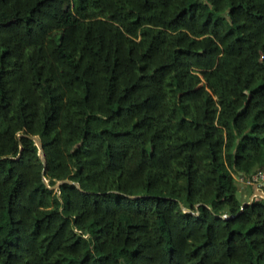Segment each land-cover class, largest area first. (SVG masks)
Returning a JSON list of instances; mask_svg holds the SVG:
<instances>
[{
  "label": "trees",
  "instance_id": "obj_1",
  "mask_svg": "<svg viewBox=\"0 0 264 264\" xmlns=\"http://www.w3.org/2000/svg\"><path fill=\"white\" fill-rule=\"evenodd\" d=\"M228 172H264V0H0V264H264Z\"/></svg>",
  "mask_w": 264,
  "mask_h": 264
},
{
  "label": "rangeland",
  "instance_id": "obj_2",
  "mask_svg": "<svg viewBox=\"0 0 264 264\" xmlns=\"http://www.w3.org/2000/svg\"><path fill=\"white\" fill-rule=\"evenodd\" d=\"M262 174L264 177V172H262ZM228 175L229 178L237 184L238 196L239 198L243 199V201H250V199H253L254 197L264 198V196L257 193V191L264 193V179H262L260 176L257 180H253L252 176L254 173L247 176L245 174L235 175L231 172H228Z\"/></svg>",
  "mask_w": 264,
  "mask_h": 264
},
{
  "label": "water",
  "instance_id": "obj_3",
  "mask_svg": "<svg viewBox=\"0 0 264 264\" xmlns=\"http://www.w3.org/2000/svg\"><path fill=\"white\" fill-rule=\"evenodd\" d=\"M31 138L36 142V145H37V147L39 148V151H40V158H41V161H42V163L43 164H45V155H44V153H43V150H42V147H41V143H40V140H39V138L37 137V136H31ZM68 181V180H67ZM68 182H70V181H68ZM61 182H58V183H56L54 186H52V187H50V188H57L58 187V185L60 184ZM77 186L79 187V185L77 184ZM257 193L259 194V195H262V196H264V193L263 192H261V191H257ZM252 201V198L250 199V201H248V203H250ZM244 204V203H243ZM242 208H243V206H242ZM223 217H227V215H223Z\"/></svg>",
  "mask_w": 264,
  "mask_h": 264
},
{
  "label": "built area",
  "instance_id": "obj_4",
  "mask_svg": "<svg viewBox=\"0 0 264 264\" xmlns=\"http://www.w3.org/2000/svg\"><path fill=\"white\" fill-rule=\"evenodd\" d=\"M259 176H260L262 179H264L262 172H256V174L254 173V175L252 176V179H253V180H257V179L259 178Z\"/></svg>",
  "mask_w": 264,
  "mask_h": 264
}]
</instances>
